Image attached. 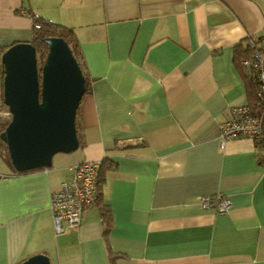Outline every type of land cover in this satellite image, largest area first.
<instances>
[{
    "label": "crops",
    "instance_id": "crops-1",
    "mask_svg": "<svg viewBox=\"0 0 264 264\" xmlns=\"http://www.w3.org/2000/svg\"><path fill=\"white\" fill-rule=\"evenodd\" d=\"M33 14L72 29L90 88L79 146L49 167L16 172L0 145V264H110L108 246L115 264H264V150L218 139L252 101L238 54L264 35V0H0V56L30 42ZM85 160H101L109 225L95 203L55 233L50 193ZM217 192L230 207L203 208Z\"/></svg>",
    "mask_w": 264,
    "mask_h": 264
},
{
    "label": "water",
    "instance_id": "water-1",
    "mask_svg": "<svg viewBox=\"0 0 264 264\" xmlns=\"http://www.w3.org/2000/svg\"><path fill=\"white\" fill-rule=\"evenodd\" d=\"M43 41L47 52L40 69L29 41L12 43L0 56L2 102L10 113L0 140L18 172L49 167L55 153L79 146L76 113L85 90L82 70L63 38ZM17 264L52 263L46 254L36 253Z\"/></svg>",
    "mask_w": 264,
    "mask_h": 264
},
{
    "label": "built area",
    "instance_id": "built-area-1",
    "mask_svg": "<svg viewBox=\"0 0 264 264\" xmlns=\"http://www.w3.org/2000/svg\"><path fill=\"white\" fill-rule=\"evenodd\" d=\"M34 26L39 27L37 23ZM246 48V54L239 62L254 83L253 99L249 103L228 107L226 119L219 124V145L223 146L231 138L247 137L264 150V35L248 37ZM100 164L101 160H85L73 165L69 178L50 193L55 233L78 228L83 210L97 201L100 196L97 174ZM200 204L203 208L224 212L230 207V200L217 192L201 196Z\"/></svg>",
    "mask_w": 264,
    "mask_h": 264
},
{
    "label": "trees",
    "instance_id": "trees-1",
    "mask_svg": "<svg viewBox=\"0 0 264 264\" xmlns=\"http://www.w3.org/2000/svg\"><path fill=\"white\" fill-rule=\"evenodd\" d=\"M32 19H33V36L32 39L30 40V42L33 44V46L35 47V51H36V59H37V67L38 69H40L42 62L44 60V57L46 55L47 52V45L46 43L43 41V39L45 37H50V36H57V37H61L63 38L71 52L72 55L74 56V58L76 59V61L78 62V65L80 66L83 76H84V80H85V90L84 93H87L89 91L90 88V83H89V77L86 73V69H85V65L83 62V58L81 57V53L79 50V44L76 38L75 33L72 31V29L58 23L55 22L51 19H47L43 16H39V15H32ZM37 23L39 27H35L34 24ZM241 50L239 51L238 54V58L243 57L246 54L247 48H246V43L245 45H243V48H240ZM5 48H2V51H4ZM1 51V52H2ZM240 60V59H238ZM244 75L245 77L248 79L249 81V88H250V92H251V97L253 99V92H254V83L251 82V80H249V76L246 73V71L244 70ZM40 75V71L38 72ZM8 123V121H0V131H2L6 124ZM76 132H77V125H76ZM77 137L78 140L80 141V136L77 133ZM2 141L0 140V145L2 146ZM4 159L6 160V162L10 165V160L6 151V147L4 144ZM18 172V171H16ZM98 188L100 189V182L98 181ZM97 207L99 208L100 214L102 216V221L104 222V224L106 225V227H108L109 225V210L108 208L102 203V199H101V191H100V196L98 197L97 201L95 202ZM117 257V253L113 252L111 247L108 246V259L110 264H115V258Z\"/></svg>",
    "mask_w": 264,
    "mask_h": 264
},
{
    "label": "rangeland",
    "instance_id": "rangeland-1",
    "mask_svg": "<svg viewBox=\"0 0 264 264\" xmlns=\"http://www.w3.org/2000/svg\"><path fill=\"white\" fill-rule=\"evenodd\" d=\"M0 77H1V80H2L1 64H0ZM9 119H10V116H9V113L6 111V105L3 104L2 98L0 97V121H3V122L4 121H9ZM4 152H5V150L3 151V153ZM71 152L72 151L66 152V153H64V152H57L54 155H67V154H69Z\"/></svg>",
    "mask_w": 264,
    "mask_h": 264
},
{
    "label": "clouds",
    "instance_id": "clouds-1",
    "mask_svg": "<svg viewBox=\"0 0 264 264\" xmlns=\"http://www.w3.org/2000/svg\"><path fill=\"white\" fill-rule=\"evenodd\" d=\"M6 110L9 112V110H8L7 106H6ZM9 116H10V113H9Z\"/></svg>",
    "mask_w": 264,
    "mask_h": 264
}]
</instances>
